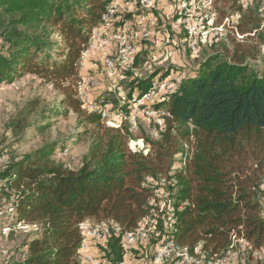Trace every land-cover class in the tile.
<instances>
[{"label": "trees", "instance_id": "obj_1", "mask_svg": "<svg viewBox=\"0 0 264 264\" xmlns=\"http://www.w3.org/2000/svg\"><path fill=\"white\" fill-rule=\"evenodd\" d=\"M223 1L236 15V33L253 34L263 44L254 10L241 0ZM110 3L0 0V86L24 76L50 85L61 96L58 107L76 116L82 129L77 137L88 143L74 169L55 160L65 150L62 141L7 158L0 167V210H13L12 221L0 222V236L9 233L2 235V228L15 223L36 227L10 263L79 264L85 221L119 226L120 233H112L104 248H92L110 264L122 259V233L148 218L155 228L130 249L132 254L154 252L167 240L190 251L199 246L207 258L225 252L233 237L241 238L250 253L264 248V74L248 66V53L239 44L230 53L206 56L154 107L164 115L157 117L162 127L155 139L141 137L147 153L133 152L128 125L112 128L101 117V109L116 102L105 99L88 110L77 91L81 53ZM142 9L138 0H128V12L121 10L113 27L137 24ZM138 51L131 69L145 64L147 52ZM157 74L133 79L128 98L148 91ZM29 105L10 126L15 137L28 127L38 101Z\"/></svg>", "mask_w": 264, "mask_h": 264}, {"label": "rangeland", "instance_id": "obj_2", "mask_svg": "<svg viewBox=\"0 0 264 264\" xmlns=\"http://www.w3.org/2000/svg\"><path fill=\"white\" fill-rule=\"evenodd\" d=\"M241 3L254 10L260 21L259 32L264 35V0H241ZM128 8L131 9L129 6ZM217 10H221V14ZM122 11L128 12L127 5L122 6ZM142 11L151 19L149 18V21L144 22L142 26L131 21L127 23L125 32L139 53L147 52L143 67L135 69H131L130 66L124 69L117 67L114 72L107 74L100 58L89 59L90 61L84 66L80 65L81 82L77 87L79 98L84 104L91 103L87 105L90 107H97V104L105 99L116 102L115 105L108 104L110 109L105 108L109 120H118L114 113L116 109L125 112L123 107L128 108L131 100L128 98L129 84L133 79H143L154 72H157V77L161 79L169 73L172 74L169 89L157 93L158 96L152 104L155 107L159 99L169 94L172 85L183 76L182 73L195 69L206 56L216 51L230 53L236 44L241 45L240 49L248 53V66L257 74H264V43H260L253 34L246 38L236 33L234 29L236 15L223 0H188L187 2L151 0ZM145 32L149 33L148 39L142 36ZM164 33L169 34L174 42L171 47L165 48L167 51L165 58H156L159 51L153 41ZM191 41L197 43L195 51L188 49ZM127 73L132 74L131 77L127 76ZM88 80L97 85L86 84ZM60 98L59 92L50 85L28 76L16 80L13 84L0 86V156L5 155L9 160L22 158L47 143L62 141L65 150L56 155L55 160L69 168H77L82 155L87 151L88 143L86 138L77 137L82 129L78 126L76 116L58 107ZM33 100H37L38 105L35 109H31L32 112L27 117L28 127L15 137L10 126L22 113L26 114L30 110L31 106L28 104ZM137 124L138 129L132 132L133 140L129 143L133 146L134 143L139 142L146 148L141 137L156 138L154 123L139 119ZM36 126H39L38 129H35ZM46 126L48 127L45 129ZM159 198L165 199L163 196ZM1 202L3 201L0 200V207ZM163 204L161 207H164ZM0 222L5 223V219ZM34 230L15 226V230L10 231L5 237L0 236V247L9 253V259L0 258V264H11L21 245L32 236ZM152 251L147 249L146 252L130 253L126 262L153 264ZM246 262L252 264L250 252Z\"/></svg>", "mask_w": 264, "mask_h": 264}, {"label": "built area", "instance_id": "obj_3", "mask_svg": "<svg viewBox=\"0 0 264 264\" xmlns=\"http://www.w3.org/2000/svg\"><path fill=\"white\" fill-rule=\"evenodd\" d=\"M151 0H138L139 6L141 8H146ZM128 0H111V3L106 10V12L101 16L99 27L93 29L91 37L88 41V45L82 51L80 56V61H85L88 59L100 58L102 66L107 74H111L115 71L117 67L126 68L129 67L134 61L135 55L137 53L136 47L129 41V36L125 29H127V23H125L122 28L113 27V22L116 21L117 14L122 10V6L127 5ZM151 17L148 14L141 13L137 16L136 23L138 25L144 24L149 21ZM186 23L187 20H186ZM186 29L188 27L186 26ZM149 33L145 32L142 36L148 39ZM173 39L169 34L164 33L159 38L156 37L153 41L154 46L157 48L158 54L156 58H165L167 55L165 48L171 47L173 45ZM188 49L195 51L197 43L196 41H191L189 43ZM157 76L152 80L151 87L148 91L143 94H138L133 92L130 97V103H128V110L123 112L119 108L114 111L117 121L109 120V115L106 114L105 108H109L105 105L100 113L105 124L112 128H119L123 123H126L131 132L138 129L139 119L142 121H149L154 123V128L156 129L155 135L158 136V132L161 130L162 122L157 119L159 115H164L160 110H156L153 107V102L158 96V92L164 89H169L170 81L172 79V74L169 73L163 77V79ZM86 84L90 86H96L97 84L93 81H86ZM163 98L159 99V103ZM84 102V101H83ZM91 103H85V107L89 110H94L97 107H90ZM110 109V108H109ZM132 142V140L130 141ZM141 143V141H140ZM139 144V142L134 143L131 146L129 143V149L133 152H143L147 153V149ZM8 164V159L6 156H0V167H5ZM263 187V185L261 186ZM158 193V191H156ZM263 203V199L261 201ZM263 207V206H262ZM13 210L10 207L4 206L0 210V220L12 218ZM17 228H33L35 226H26L21 223H15L14 225H8L2 228L1 234L6 235L8 232L15 230ZM155 228V221L152 218L145 219L140 222L138 227L133 231L123 232L121 235V249L123 250V256L119 263L117 264H127L126 260L130 255V249L136 245L137 242L146 241L151 232ZM80 231L82 240L79 245V254L81 256V261L79 264H110V262L103 257V253L99 250L97 253L92 252L94 245H99L104 248L112 233L117 235L120 233V228L117 224L113 222L107 223H91L85 221L80 224ZM249 249L246 243L241 238L233 237V242L229 248L220 255L207 258L204 253L199 249V246L195 247L192 251L186 246H181L173 242L172 240H167L157 247L153 254V264H247V255ZM255 258L262 260L264 258V248L253 251ZM8 256V251L0 247V258H6Z\"/></svg>", "mask_w": 264, "mask_h": 264}, {"label": "crops", "instance_id": "obj_4", "mask_svg": "<svg viewBox=\"0 0 264 264\" xmlns=\"http://www.w3.org/2000/svg\"><path fill=\"white\" fill-rule=\"evenodd\" d=\"M88 61H90V60L88 59V60L82 61L80 63V65H83L84 66ZM80 76H81V71H80ZM262 206L264 208V199H263ZM251 257H252V264H264V258L262 260H258L257 258H255L254 254H251ZM250 264H251V262H250Z\"/></svg>", "mask_w": 264, "mask_h": 264}]
</instances>
